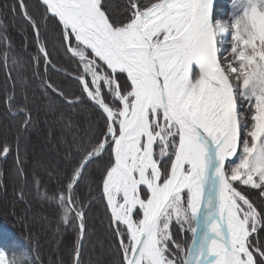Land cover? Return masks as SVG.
<instances>
[{"label": "snow or ice", "instance_id": "obj_1", "mask_svg": "<svg viewBox=\"0 0 264 264\" xmlns=\"http://www.w3.org/2000/svg\"><path fill=\"white\" fill-rule=\"evenodd\" d=\"M17 2L40 43V25ZM41 3L82 67V95L57 94L69 108L86 98L104 122L73 141L64 221L86 234L78 191L104 161L115 264H264V0H242L231 23L212 21L213 0H127L121 15L110 0ZM39 53L47 64L42 43ZM15 115L27 130L26 104ZM11 151L0 144V158ZM30 257L0 251V264Z\"/></svg>", "mask_w": 264, "mask_h": 264}, {"label": "trees", "instance_id": "obj_2", "mask_svg": "<svg viewBox=\"0 0 264 264\" xmlns=\"http://www.w3.org/2000/svg\"><path fill=\"white\" fill-rule=\"evenodd\" d=\"M126 2L110 0L116 15L123 13ZM24 3L40 25L48 63L17 0H0V34L7 38L0 41V144L12 148L5 160L0 158V250L11 259L14 252L27 249L32 264H76L81 235L75 224L64 221L59 195L75 151L73 141L98 132L104 122L86 98L69 108L57 94L59 89L72 99L82 95L76 80L82 67L66 53L61 26L45 12L41 1ZM221 6L231 23L239 11L222 0L216 4L214 20ZM7 95L15 96L11 108ZM25 104L32 120L27 130L23 118L15 115ZM103 165L104 161L92 165L78 191L87 217L82 264H115L117 260L113 225L100 186ZM260 238L264 239V233Z\"/></svg>", "mask_w": 264, "mask_h": 264}, {"label": "rangeland", "instance_id": "obj_3", "mask_svg": "<svg viewBox=\"0 0 264 264\" xmlns=\"http://www.w3.org/2000/svg\"><path fill=\"white\" fill-rule=\"evenodd\" d=\"M222 3L225 4V6L227 5H230L234 8H236L235 10H240V7H241V4H242V0H222ZM222 5V4H221ZM227 12L225 11V9L221 7L218 8V12L215 16V20L214 22H229L230 21L228 20L227 18ZM230 38H231V34H226V35H222L221 38L217 41V44H218V48L221 49V51H223V49L227 50L228 48H230ZM223 41H225L223 43ZM2 251V250H0Z\"/></svg>", "mask_w": 264, "mask_h": 264}, {"label": "water", "instance_id": "obj_4", "mask_svg": "<svg viewBox=\"0 0 264 264\" xmlns=\"http://www.w3.org/2000/svg\"><path fill=\"white\" fill-rule=\"evenodd\" d=\"M41 1V0H40ZM219 0H213V3H212V8H211V14H212V21L214 22V10H215V7H216V4ZM218 46V44H217ZM4 159V158H3ZM5 160V159H4ZM83 236H81L80 238V241L78 243V247L76 249V252L79 251L81 252V249H82V243H83ZM76 252H75V262H76Z\"/></svg>", "mask_w": 264, "mask_h": 264}]
</instances>
